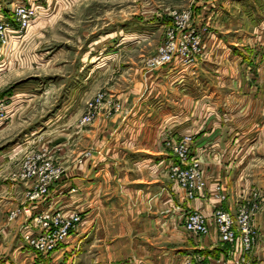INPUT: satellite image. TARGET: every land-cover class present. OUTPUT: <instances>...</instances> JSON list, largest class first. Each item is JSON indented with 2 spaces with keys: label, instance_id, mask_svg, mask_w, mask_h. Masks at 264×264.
I'll use <instances>...</instances> for the list:
<instances>
[{
  "label": "rangeland",
  "instance_id": "1",
  "mask_svg": "<svg viewBox=\"0 0 264 264\" xmlns=\"http://www.w3.org/2000/svg\"><path fill=\"white\" fill-rule=\"evenodd\" d=\"M19 1L38 3L40 9L20 31V41L11 38L12 44L16 43L15 60L11 68L0 71V99L6 105V118L0 122V162L6 160L0 164V188L14 193L23 189L19 193L22 201L8 210L5 220L12 223L23 217L19 236L28 247L25 236L40 232L35 225L39 213L77 215L79 219L70 227L68 237L81 224L83 214L60 208L31 211L35 204L31 195L41 184V177L27 176L25 162L49 159L59 168V178L49 185L45 202L64 172L60 158L67 148L75 146L70 144L68 130L74 127L76 143L81 142L83 131L117 122L130 107L140 70L157 69H150L149 64L170 37L178 38L188 50L179 58L175 55L168 64L184 66L192 77L189 82L197 84L190 87L191 99L211 93L212 98L217 97L220 112L232 109L237 113L239 108L244 114L259 112V118L252 122L263 127V134L247 143L255 144L253 163L264 167V0ZM5 2L0 8L10 19L12 5ZM183 12L189 13L187 20L181 17ZM210 39L214 41L212 47L208 45ZM186 107L194 111L199 104L188 102ZM184 136L190 139L189 158L201 165L191 153V133L178 138L165 134L162 146L175 158V164L179 158L172 145ZM247 147L237 148L236 154H249ZM90 155L91 149H83L78 160ZM172 165L168 176L174 181ZM260 193V189H252L237 201L255 205L251 223L256 233L254 219L264 199ZM14 210L17 215L9 218ZM222 245L228 252L230 245Z\"/></svg>",
  "mask_w": 264,
  "mask_h": 264
},
{
  "label": "crops",
  "instance_id": "2",
  "mask_svg": "<svg viewBox=\"0 0 264 264\" xmlns=\"http://www.w3.org/2000/svg\"><path fill=\"white\" fill-rule=\"evenodd\" d=\"M12 37L0 53V71L11 68L15 60V44L20 39L15 37L12 44ZM213 43L210 39L208 45ZM143 70L130 107L117 122L83 131L81 142L76 143L74 127L68 130L69 142L75 146H68L60 158L62 177L48 199L31 208L33 212L49 208L82 212L77 230L56 249L39 253L22 241L19 226L23 217L12 223L5 217L22 201L19 193L23 189L14 193L0 188V264H183L193 254L227 255L228 247L217 238L212 213L221 206L233 213L239 197L255 188L264 197V167L253 163L255 144L247 143L263 134V127L252 122L259 112L244 114L240 108L237 113L232 109L220 112L217 97L211 93L191 99L188 92L197 84L189 82L192 77L179 63ZM188 102H198L199 108L189 111ZM187 133L193 134L191 153L199 158L206 177L205 189L193 200L185 198L169 178L175 158L162 146L165 134L178 138ZM245 145L249 154H236ZM88 148L91 155L78 160ZM259 204L254 219L257 243L250 264H264V199ZM191 210L208 219V235L196 237L183 228V219Z\"/></svg>",
  "mask_w": 264,
  "mask_h": 264
},
{
  "label": "built area",
  "instance_id": "3",
  "mask_svg": "<svg viewBox=\"0 0 264 264\" xmlns=\"http://www.w3.org/2000/svg\"><path fill=\"white\" fill-rule=\"evenodd\" d=\"M39 6L35 2H17L11 7L10 19L0 8V53L7 45L9 37H19L20 31L25 30L33 18L39 13ZM189 13L183 12L181 17L187 20ZM13 22H16L14 25ZM178 38L170 37L160 49L156 59L149 64V68H159L161 65L173 61L187 52L186 46L182 45ZM187 65V64H186ZM6 118V105L0 99V122ZM190 139L184 136L178 143L172 145V149L178 154L179 162L171 167V177L184 191V196L188 200L197 198L205 189L206 177L202 172L198 160L189 158ZM24 168L27 169V176H40L41 184L31 195L34 203L43 201L47 195L50 184L59 177V168L52 160L38 163L34 160L26 161ZM255 205H245L238 203L235 212L231 213L216 207L213 209V221L215 231L220 243L230 245L227 255L212 258L202 254H193L184 259L183 264H248V258L257 240L256 230L251 223V215ZM28 211V209H27ZM17 215V211H11L9 218ZM36 227L40 232L29 233L25 236L26 242L35 250L47 252L52 250L64 238L68 237L70 227L74 226V221L79 217L76 215L63 216L60 212L43 211L36 216ZM183 228L189 234L196 237H203L210 233L208 219L199 211H189L183 219ZM25 228L28 227L26 224Z\"/></svg>",
  "mask_w": 264,
  "mask_h": 264
}]
</instances>
